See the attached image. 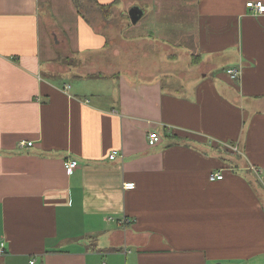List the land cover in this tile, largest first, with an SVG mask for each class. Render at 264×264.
Segmentation results:
<instances>
[{
    "label": "crops",
    "instance_id": "0c3cea01",
    "mask_svg": "<svg viewBox=\"0 0 264 264\" xmlns=\"http://www.w3.org/2000/svg\"><path fill=\"white\" fill-rule=\"evenodd\" d=\"M125 1L86 22L0 0V264H264V0H184L175 41L121 34L133 72L96 26Z\"/></svg>",
    "mask_w": 264,
    "mask_h": 264
},
{
    "label": "rangeland",
    "instance_id": "374dc122",
    "mask_svg": "<svg viewBox=\"0 0 264 264\" xmlns=\"http://www.w3.org/2000/svg\"><path fill=\"white\" fill-rule=\"evenodd\" d=\"M183 1L184 0H126L124 2V12L127 14L126 21L117 11L114 12L113 19L107 25H103L97 20L96 26L102 27L103 31L105 29V31L109 33L110 44L112 45L111 52L105 57V63L124 60L129 63L127 67L131 72H133L134 68L137 66V61H135L137 46L133 44L126 45L121 40V34L123 37H138L143 35L146 37L154 36L161 41H166L168 38L167 36H170L172 38L171 41H175L181 34L187 32L188 28L194 29L196 22L195 5L193 2L188 1V3H185L186 7L184 8ZM133 6H138L146 11V15L142 17L137 24H132L128 17V11ZM125 25H127L129 29H126L125 32L122 33ZM95 62H101L98 56ZM149 62H151L150 54ZM147 64L150 66V63ZM73 81L74 80L70 77L65 82L72 84Z\"/></svg>",
    "mask_w": 264,
    "mask_h": 264
},
{
    "label": "built area",
    "instance_id": "2783aa9c",
    "mask_svg": "<svg viewBox=\"0 0 264 264\" xmlns=\"http://www.w3.org/2000/svg\"><path fill=\"white\" fill-rule=\"evenodd\" d=\"M247 9H249L251 12H253L254 14H264V4L260 1L257 2H248L246 4ZM227 74L232 78V79H237L238 77V72L234 69L228 70ZM160 141V137L158 135L157 132L152 131L151 133H149L148 135V139H147V144L152 147L155 146L158 142ZM28 147H30L32 144L31 143H27L26 144ZM21 146H25L24 143H21ZM115 158V153H113L112 155L109 156L110 160H113ZM78 166L77 161L75 160H70V161H66L64 164V167L67 171V173L71 174ZM223 179V176L219 173H214L211 174L209 176V180L210 181H220ZM134 188V184L132 183H128L124 186L125 190H131ZM0 254H3V251H0ZM30 264H34V262H30Z\"/></svg>",
    "mask_w": 264,
    "mask_h": 264
},
{
    "label": "trees",
    "instance_id": "16d2710c",
    "mask_svg": "<svg viewBox=\"0 0 264 264\" xmlns=\"http://www.w3.org/2000/svg\"><path fill=\"white\" fill-rule=\"evenodd\" d=\"M75 6V8L77 9V11L80 13L81 17L87 22L86 17H85V11L87 6H94L101 14L103 17H107V15H110L112 12V8L114 6V4L108 5V6H101L97 3V0H71ZM86 2V5H85ZM190 58H191V64L195 65L198 64L200 59L199 56L191 53L190 54Z\"/></svg>",
    "mask_w": 264,
    "mask_h": 264
},
{
    "label": "water",
    "instance_id": "95a60500",
    "mask_svg": "<svg viewBox=\"0 0 264 264\" xmlns=\"http://www.w3.org/2000/svg\"><path fill=\"white\" fill-rule=\"evenodd\" d=\"M143 14L144 12L137 6L131 7L128 11V17L132 24H137Z\"/></svg>",
    "mask_w": 264,
    "mask_h": 264
}]
</instances>
